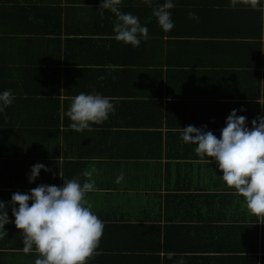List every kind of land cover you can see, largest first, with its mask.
I'll return each instance as SVG.
<instances>
[{
	"label": "crops",
	"instance_id": "1",
	"mask_svg": "<svg viewBox=\"0 0 264 264\" xmlns=\"http://www.w3.org/2000/svg\"><path fill=\"white\" fill-rule=\"evenodd\" d=\"M165 2L122 0L149 30L133 47L114 39L116 17L101 15V0H0V93L15 97L0 113V200L64 178L83 183L94 166L87 198L105 228L88 264H264V217L243 207L214 158L181 139L188 125L220 138L233 109L249 128L264 116V0L258 9L173 0L168 32L152 15ZM81 92L116 108L91 131L69 127ZM36 163L50 171L30 183ZM7 211L0 264H35Z\"/></svg>",
	"mask_w": 264,
	"mask_h": 264
},
{
	"label": "clouds",
	"instance_id": "2",
	"mask_svg": "<svg viewBox=\"0 0 264 264\" xmlns=\"http://www.w3.org/2000/svg\"><path fill=\"white\" fill-rule=\"evenodd\" d=\"M144 2L149 6L152 4V0ZM121 4L122 0H101V15L103 10H110L115 15L114 39L139 47L141 39L149 38V30L137 16L122 12ZM238 4L253 9L261 7L260 0H231L230 6L235 8ZM174 7L173 0H166L153 8L152 15L165 32L174 28L170 12ZM188 16L199 22L195 13L190 11ZM14 98L10 89L0 93V113L13 104ZM243 110L231 111L220 138L212 131H205L207 125L199 128L188 125L183 128L181 139L186 144L197 145L194 150L199 157L214 158L223 173V181L243 197V207L252 215L264 217V116L254 118L249 128L247 117L237 115ZM115 111L109 97L81 92L72 98L67 111L72 121L69 127L77 132L91 131L94 124L104 123ZM42 169L50 171L43 163L32 165L28 177L30 183L36 181ZM96 172L94 166L83 171L86 178L83 183L60 175L65 181L63 186L40 184L30 189V194L15 192L11 201L0 200V239L8 235L5 225L12 222L7 211L11 206L15 226L21 230L24 253L29 254L35 249L38 254L35 264H88L101 254L98 249L105 228L87 198L88 193L96 191L93 179ZM123 179L121 172L116 183ZM29 201H32L31 205ZM168 258H172L171 253ZM177 264H185L184 259Z\"/></svg>",
	"mask_w": 264,
	"mask_h": 264
}]
</instances>
